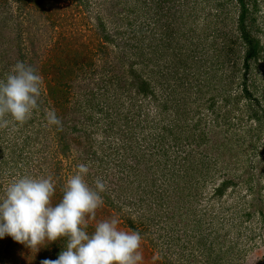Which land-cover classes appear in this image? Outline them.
Here are the masks:
<instances>
[{
  "label": "rangeland",
  "instance_id": "obj_1",
  "mask_svg": "<svg viewBox=\"0 0 264 264\" xmlns=\"http://www.w3.org/2000/svg\"><path fill=\"white\" fill-rule=\"evenodd\" d=\"M157 1L79 0L75 4L78 1L0 0V78L17 60L31 64L43 77L40 109L16 130L0 129V190L20 174L51 175L56 182L55 204L77 165L87 163L90 165L88 182L93 184L100 177L107 185L102 193L104 204L96 210L95 219H89L88 231H93L100 220L117 218L122 230H135L142 235V264H225L226 260L228 264H264V208L251 216L245 214L254 210L248 206L250 202L255 200L257 206L264 202V161L256 162V154L251 151L254 145L260 153L264 123L258 132L259 138L254 139L255 132L248 127L243 101L237 103L233 97L237 93L236 84L229 87L223 81L233 72L242 71L240 60L234 64L226 52L220 51L224 32L235 29L237 6L225 0H192L190 4V0H165L161 4L165 16H160L157 26ZM256 1L258 9L252 33L264 44V0ZM149 8L153 10L149 12ZM146 12H149L147 18ZM65 16L66 25L55 21ZM97 16L106 21L109 31L124 32L120 37L125 40L130 30L139 33L143 27L144 33L131 47L121 44V38L117 39L119 46L111 48L110 56H103L98 51L103 40L97 32ZM197 33L200 35L194 37ZM188 34L198 42L204 40L205 44L189 42ZM160 38L187 54L197 48L196 55L200 57L206 52V46L210 44L212 48L199 71L192 63L193 67L187 66L181 72V61L173 57L169 46H159L158 53H154L156 39ZM124 49L128 51L125 58L142 56V62H147L149 67L145 70H149L150 76L147 77V72L145 77L155 86L157 95L163 94L162 101H171L172 97L173 102L168 104H174L180 99L170 93L166 80L191 86L185 92V108L180 109V115L176 114L177 121L172 113L169 117L156 114L154 104L150 103L152 98L142 99L128 91L116 94V84L100 83L110 72L123 79L122 65L126 62L120 57ZM88 55L92 57V64L85 69L82 63L87 62L84 57ZM221 56L225 60H217ZM115 63L123 68L121 73L116 72ZM259 63V69L251 75L256 81V95L262 101L264 61ZM210 74H216L215 79L208 78ZM159 75L161 78H156ZM222 89L225 93H221ZM226 96L230 97L229 101H225ZM63 98L66 101L61 102ZM49 108H54L59 118L66 117L67 125L76 124L77 129H69L71 138L79 136L81 131L84 143L91 145L95 154L84 153L81 145L75 144L74 137L71 142L76 146L66 151L61 149L57 144V126L48 125L45 118ZM119 123L121 131H118ZM255 124L252 122V127ZM214 126L228 127L220 137L221 144L227 143L220 146L224 158L215 156L208 147ZM125 144L140 148L146 154L158 155V162L153 160L149 172L138 169L136 175L137 170L131 168L135 159L129 149L123 148ZM211 144L217 145L215 138ZM191 149L193 153L207 152L199 168L194 159L185 157ZM164 150L169 154L168 159L161 155ZM177 178L185 191L182 197L180 192L173 195L176 199L162 198L163 204L153 200L149 190L171 189ZM226 178L235 183L222 196L213 197V187ZM251 188H260L262 202L256 200L257 193ZM145 191L147 194H142ZM135 195L144 198H135L138 208L122 202L125 197L134 199ZM111 200L115 201L111 204ZM213 216L217 218L214 228L219 238L207 239L205 225L208 227ZM140 217L143 223L138 221ZM197 218L201 221L197 222ZM191 223H195L193 228L188 226ZM171 235L180 239L179 245L169 242ZM66 241V237H61L35 251L6 235L0 238V264H41L44 259L55 260Z\"/></svg>",
  "mask_w": 264,
  "mask_h": 264
},
{
  "label": "clouds",
  "instance_id": "obj_2",
  "mask_svg": "<svg viewBox=\"0 0 264 264\" xmlns=\"http://www.w3.org/2000/svg\"><path fill=\"white\" fill-rule=\"evenodd\" d=\"M43 77L31 64L17 60L0 78V129L16 130L40 109ZM48 125L62 127L54 108L45 111ZM90 165L80 163L53 203L56 182L51 175H21L12 179L0 196V238L6 235L30 249L66 237L57 259L41 264H142V235L122 230L117 218L100 220L89 232V219L104 204L106 181L86 177Z\"/></svg>",
  "mask_w": 264,
  "mask_h": 264
},
{
  "label": "trees",
  "instance_id": "obj_3",
  "mask_svg": "<svg viewBox=\"0 0 264 264\" xmlns=\"http://www.w3.org/2000/svg\"><path fill=\"white\" fill-rule=\"evenodd\" d=\"M18 1L22 2L23 0H18ZM76 1H78V2H76L75 4H79V0H76ZM82 1L84 2V0H82ZM163 1H165V0H158L157 2H155V4H157L156 6H159V10L156 12L161 13V14L157 13V15H158L157 18L154 16L156 21H157V26L159 24L160 16H165V14L162 13L163 8H162L161 4ZM191 1L192 0L189 1V4ZM225 1L226 2L230 1L231 3L235 4V6H237V8H236L237 16H236L235 22L233 23V27L235 29H231V30L228 29L223 34L222 42L220 45L221 46L220 51L222 53L226 52L225 55L230 57L229 60H234L235 61L234 64H237V62L240 60V62H238V64H241L240 68L242 71H238L237 73L233 72V74L229 75L227 78H224L223 81H226L227 85H229V87L234 86L236 84L235 86L237 88V93L233 94V97L235 99H237V103L240 100L243 101L242 105L244 106L243 109L245 110V117L249 123L248 127L255 132L254 139L255 138L258 139L259 138L258 132L260 131V128L264 123V104H263L264 96L262 97V101H261V100H259V97L256 95V93H257L256 81L252 79L253 75H251V73L254 70L259 69V67H260L259 62L261 60L264 61V44L261 43L259 41V39L252 33L253 24H255V21H256L254 14L258 9L257 8V1L256 0H225ZM220 5L224 6L225 3H222ZM150 10H153V9L149 8V12H150ZM149 12L145 13V15H146L145 18L148 17ZM142 14H144V13H142ZM153 15H154V13H153ZM71 18H72V15H71ZM96 19L98 21V24H97L98 31L97 32H98V35L101 36L102 40H103V44H101L99 46L98 51L103 56H110L111 48L113 49L114 47H118L120 43L123 44L124 46L129 45L131 47L132 42L136 41L138 39V36L142 35L144 33L143 27L139 28V30H138L139 33L136 32V30L135 31L130 30V32H131L130 36L127 37L125 40V39L120 37V35L123 34L124 32L123 33H120L117 31L111 32V31H109L110 29L106 25L107 24L106 21H104V19L101 16H97ZM55 21H57V23L65 22L64 25H66L68 23V18H67V16H65L64 19L55 20ZM138 25H141V23ZM187 33H189V31ZM168 35L170 36L171 34L169 33ZM189 35L190 34H188V36ZM199 35L200 34L197 33L194 37H198ZM194 37L189 36L188 37V39H190L189 42L194 41L195 43H198V45L199 44H205L204 40H201L200 42H198V40L196 41V39H194ZM120 38H121L122 42L119 43V42H117V39H120ZM156 40L158 43L155 44L156 46L154 47V53H158V51H156V50H158L157 48L159 46H162V45H164L165 47L169 46L170 51H172L171 54L173 55V57H175L176 59L179 58L178 60L181 61L180 65L183 67L181 72L187 66L193 67V65H191L192 63H194V65H195L194 68L197 71H199L200 67H202V65L204 66V63H205L204 61H205L206 57L208 56V51L211 52V48H212L211 47L212 45L210 46V44L208 46H206V52H203V57H200V56L196 55V53H198L196 50L197 48H194L193 51L191 50L192 52L189 51L187 54L184 50L178 49L177 48L178 46H176L175 44L172 45V47H171L170 42H168V41H167V43L162 42V38L156 39ZM165 47H163V50ZM127 52L128 51L126 49H124L122 51V54L120 57L124 62H126V63H123V65H122V67L124 68V69L122 68L123 72H124L123 79L120 78V76L118 74H116L115 72H110V73H107L103 77L104 80H103V78H101L100 83L107 84L106 82H108L112 86H114L116 84L117 85L116 94H118V93L121 94L122 91L123 92L128 91L130 94H133V96H136V97L139 96L142 99L148 100V99L152 98V100H150L152 102H150V103L154 104V107L156 108V110H155L156 114L163 115V117L167 115L169 117L170 116L169 113H172V115H174L176 117V119H174V120L177 121L179 119V117H177L176 114H179L181 108L182 109L185 108L186 97H187L185 92L191 86L187 85V87L186 86L184 87V85L182 83H174L173 84V82L175 80H173L172 83H171V80H166L165 84H167V86H168L167 88L169 89L170 93L171 94L172 93L177 94L180 97V99H176L178 101L175 102L174 104H168V103L173 102L172 97H170L171 101H168V100L166 101V99L162 101L163 94L157 95L156 94L157 89L152 84V82L149 81V78L145 77V73H147V72L149 73V74L147 73L148 74L147 77L150 76L149 70H147V71L145 70L146 67H149V65L146 64L147 62L145 61V64L142 62V60H143L142 56H139V59L138 58L131 59V58H129V56L127 58H125V55ZM81 55H82V53H81ZM215 55H213L212 57L214 58ZM91 58L92 57H89V55L87 57H84V60L87 62L86 63L83 62L82 66L85 69H88V67H90V65L92 64V63L90 64ZM222 58L224 59L225 57L221 56L217 60H219V59L221 60ZM50 59L51 58H49L48 61ZM115 67L117 68L116 72H119V73L122 72L120 64L115 63ZM137 68H139V70H137ZM141 69H144V70L140 71ZM173 69H175V68H173ZM208 69H210V68H208ZM170 70H171V68H170ZM209 71L211 72L212 70H208V72ZM127 72L130 73L129 74L130 76L127 75ZM180 73H178L177 75H179ZM215 75L216 74H210L208 78H214ZM156 78H161V77L159 75ZM169 78L170 77L168 76L167 79H169ZM220 81H221V78H220ZM216 82H219V80L216 79ZM225 91L226 90L222 89L221 93H225ZM226 99H225V101H229L230 97L226 96ZM115 100L117 101V100H119V98L116 97ZM64 101H66V99L64 100V98H63V101H61V102H64ZM119 102H117L118 105H119ZM49 105H50V103H49ZM57 116H59L58 113H57ZM148 116H149V114L146 112V117H148ZM65 118L66 117H64V119L60 118L62 121V127H59V128L56 127V129H57L56 133L58 134V136H57L58 146H60L61 149L66 151V150H70V148L72 146L81 145L80 147L83 148L84 153L86 152L88 154L89 152H91L89 154H95L96 151L95 150L92 151V146L87 144V143H84L85 140L82 139V133L80 130H79L80 131L79 136H72V138H71L72 134H71L69 129L71 128V130H73V131L75 129H77L76 124H73L72 126H71V124L67 125L68 120H66ZM145 119L149 120V118H145ZM153 119H154V117H153ZM252 122H256V124L253 125V127L251 125ZM116 123H118V122H116ZM116 123H112V125H115ZM216 126L212 127V129H211L212 135L208 138V140H210V142H208L210 144V146H208V147H209L210 151L212 150L215 153L214 154L215 156L221 155V157L224 158L223 156L225 155V153L222 152V148H220V146H222V145L226 146L227 143L221 144L220 137H222L221 132L224 129L228 131V127L223 128V127H216ZM121 127H122V124L119 125L118 131H121ZM249 128H248V131L250 130ZM119 134L121 135V133H119ZM230 134H232V133L230 132ZM73 137L75 139L74 141H75L76 145L74 143L72 144V142H71L72 141L71 139H73ZM214 138L217 141V145L211 144V143H213ZM197 145L198 146L201 145L199 140L197 141ZM252 147L253 148L251 149V151L254 154H256L255 155V159H256L255 161L258 163H262L264 161V144L261 146L260 153H258L256 146L253 145ZM123 148H125V150L129 149L127 151L135 159L136 163L134 164V167L133 166L132 167L130 166V167L137 170L136 175H138V173H139L138 169L141 172H149V170L151 169L150 164L152 163L153 160L156 161V159H157L156 163L158 162L159 156L154 154V153L146 154L140 148H133L131 146V144H129V145L125 144L123 146ZM193 151H194L193 149L188 151L189 153L187 155H185V157L190 161H192L194 159L195 160L194 163L199 168V165L201 166L200 163H203L205 161V157H207V152L204 151V152L193 153ZM161 155H165L166 159L169 158V154L166 150L161 152ZM222 170L226 171L228 169L223 168ZM20 176H21V174H20ZM233 183H235V182H233V180L231 178H226V179L222 180L218 186L213 187L212 196L213 197L222 196L224 194L225 190L228 189L230 185H233ZM179 185L180 184L178 183V178H177L176 182H174L172 184L171 189L168 187L167 189H165L163 191L157 190L159 192H156V191L153 192L152 190H149V193L152 194L153 197L155 198L154 199L152 197L154 201L163 204V202L161 201L162 198L168 197L169 199H176L173 197V195L174 194H180V192H183L182 191L183 187H180ZM253 189H254V193H257L256 200L262 202L263 200L261 199V196H260V193H261L260 188H251V191ZM4 190H5V188L3 189V187H2V190H0V195L4 194ZM184 192L180 195V197H182L184 195ZM142 194L146 195L147 192L145 191ZM135 198H138L139 200L144 199L142 196L135 195L134 199H128L127 197H125L122 202H125V203L128 202L126 205L130 204V205L136 206L138 208L139 205L136 203V201L138 199L135 200ZM107 201H108V198H107ZM114 201L115 200H111L110 203L112 204ZM175 201H177V200H175ZM147 203H149V201ZM254 204H255V200H254V202L249 203L248 206L249 207L252 206L254 208V210L253 211L249 210L248 212H245V214L251 216L253 214V212H256V211L261 212L263 210L264 202H262L263 206L262 205L257 206ZM158 206H161V205H158ZM150 208H151V206H150ZM215 215L218 216V214H215ZM150 219H151V217H150ZM216 219L217 218L215 216H213L211 219V223L207 224L208 227L205 225V229H206L205 237H207V239H218L219 238V235L216 233V229L214 228V227H216V226H214ZM196 220H197V222L201 221L200 218H197ZM130 221H132V220H130ZM138 221L142 222V223L144 222L143 219H141V217ZM151 221L152 220H150L149 222H151ZM201 225H202V223H200V226ZM188 226L190 228H193L195 226V223L194 224L191 223ZM191 231H192V229H191ZM172 239H173V241H172ZM170 241L172 242L173 245H177V244L179 245L180 244V239L173 236V235L170 236L169 242ZM225 264H228L227 260H226Z\"/></svg>",
  "mask_w": 264,
  "mask_h": 264
}]
</instances>
